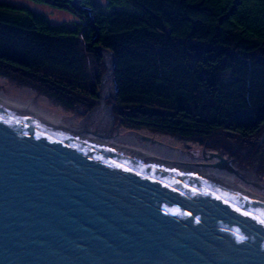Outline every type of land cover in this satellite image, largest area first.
<instances>
[{
	"label": "water",
	"instance_id": "obj_1",
	"mask_svg": "<svg viewBox=\"0 0 264 264\" xmlns=\"http://www.w3.org/2000/svg\"><path fill=\"white\" fill-rule=\"evenodd\" d=\"M262 221L263 197L0 98V264H264Z\"/></svg>",
	"mask_w": 264,
	"mask_h": 264
},
{
	"label": "trees",
	"instance_id": "obj_2",
	"mask_svg": "<svg viewBox=\"0 0 264 264\" xmlns=\"http://www.w3.org/2000/svg\"><path fill=\"white\" fill-rule=\"evenodd\" d=\"M33 1L75 20L52 23L0 0V77L87 113L105 70L101 47L114 56L120 126L200 143L261 133L264 0Z\"/></svg>",
	"mask_w": 264,
	"mask_h": 264
},
{
	"label": "rangeland",
	"instance_id": "obj_3",
	"mask_svg": "<svg viewBox=\"0 0 264 264\" xmlns=\"http://www.w3.org/2000/svg\"><path fill=\"white\" fill-rule=\"evenodd\" d=\"M7 2L28 6L31 9L45 13L52 23H68L72 24L75 20L74 16L64 10L49 6L44 3H38L33 0H5ZM103 55V54H102ZM104 61V57H103ZM104 69L105 67V62ZM102 77V76H101ZM113 77V76H112ZM101 80V78H100ZM99 80V81H100ZM100 83L98 85V90ZM28 91V93L26 91ZM97 90V91H98ZM0 92L6 96L19 97L23 99L36 98L39 104L52 113L63 114L72 116L75 119H82L87 113L77 111H64L61 107L55 104L50 99L38 94L27 86L19 85L9 79L0 77ZM106 98L107 106L110 107L112 113L111 123L114 128L121 131H130L118 123L114 113L113 91ZM21 94V95H20ZM37 95V96H36ZM94 104L93 107L97 105ZM92 107V108H93ZM91 108V109H92ZM90 109V110H91ZM89 110V111H90ZM60 112V113H59ZM62 112V113H61ZM111 115V114H110ZM111 117V116H110ZM140 134L147 135L159 141H165L171 146L180 149L181 151L191 155V159L203 164L210 162L212 153L221 154L233 167L242 171L243 174L253 175L256 182L264 189V127L261 133L252 138H241L233 133H220L210 139L205 140L203 143L194 140H184L175 136L165 135L160 133L150 132L148 130L140 129L135 130ZM230 151V153H229Z\"/></svg>",
	"mask_w": 264,
	"mask_h": 264
},
{
	"label": "bare ground",
	"instance_id": "obj_4",
	"mask_svg": "<svg viewBox=\"0 0 264 264\" xmlns=\"http://www.w3.org/2000/svg\"><path fill=\"white\" fill-rule=\"evenodd\" d=\"M104 62L106 70L102 74L100 80V87L98 90V101L97 105L93 107L82 119H75L72 116H66L63 114L52 113L42 107L36 98H19L13 96H6L0 92V98L16 102L28 107H32L65 119H69L78 123H81L89 128L124 136L140 146L144 147L151 153L158 157L171 160V162L176 166V168L197 172L212 176L223 180L229 184L246 190L252 194L258 195L264 198V189L259 185L254 176L248 173L243 174L242 171L233 167L228 161L223 164L217 155H212L211 160L207 164H203L191 159V155L181 151L168 144L165 141H159L151 137L142 136L137 132L132 131H121L114 128L111 123V115L109 112V107L106 103V98L110 95L112 90V63L111 55L109 52L103 50ZM26 91V90H25ZM28 93V91H26ZM21 95V94H20ZM37 96V95H36ZM60 113V112H59ZM62 113V112H61ZM147 137V138H146ZM264 137V134H263Z\"/></svg>",
	"mask_w": 264,
	"mask_h": 264
},
{
	"label": "snow or ice",
	"instance_id": "obj_5",
	"mask_svg": "<svg viewBox=\"0 0 264 264\" xmlns=\"http://www.w3.org/2000/svg\"><path fill=\"white\" fill-rule=\"evenodd\" d=\"M262 223H264V221H262ZM240 239H243V237H241Z\"/></svg>",
	"mask_w": 264,
	"mask_h": 264
}]
</instances>
